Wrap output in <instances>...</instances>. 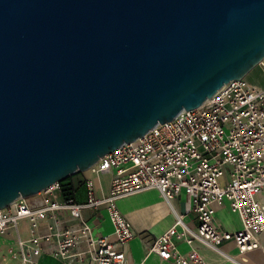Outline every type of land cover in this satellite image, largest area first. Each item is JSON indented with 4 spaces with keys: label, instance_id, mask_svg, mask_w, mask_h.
<instances>
[{
    "label": "water",
    "instance_id": "water-1",
    "mask_svg": "<svg viewBox=\"0 0 264 264\" xmlns=\"http://www.w3.org/2000/svg\"><path fill=\"white\" fill-rule=\"evenodd\" d=\"M263 60L264 0H0V209Z\"/></svg>",
    "mask_w": 264,
    "mask_h": 264
},
{
    "label": "built area",
    "instance_id": "built-area-1",
    "mask_svg": "<svg viewBox=\"0 0 264 264\" xmlns=\"http://www.w3.org/2000/svg\"><path fill=\"white\" fill-rule=\"evenodd\" d=\"M264 67V60L259 64ZM100 174L114 171L108 194L97 197L92 179L85 181L86 199H61L62 182H56L30 200L19 198L0 209V234L28 222V238H19L10 252L23 264H38L45 245L54 244L52 255L60 259L76 257L89 264H125L126 247L137 236L129 219L117 205L120 198L157 189L168 200L182 192L192 200L198 218L196 228L177 216L173 227L151 238L142 234L150 251L175 264H211L199 251L182 252L179 242L194 240L220 250L233 240L236 254L224 253L234 264H264V88L245 78L230 80L202 105L181 111L172 120L160 123L143 136L124 143L101 157L90 168ZM228 201L240 216L242 226L222 229L215 220L218 206ZM106 206L113 224L110 235L94 233L84 216L87 208ZM65 210L77 223L63 227L58 211ZM54 220L48 232H40L43 222ZM81 243L84 250H78Z\"/></svg>",
    "mask_w": 264,
    "mask_h": 264
},
{
    "label": "crops",
    "instance_id": "crops-1",
    "mask_svg": "<svg viewBox=\"0 0 264 264\" xmlns=\"http://www.w3.org/2000/svg\"><path fill=\"white\" fill-rule=\"evenodd\" d=\"M114 171H108L97 174L92 170L78 171L64 180L66 185L72 188L71 196L78 201L86 199L87 191L85 181L92 179L94 182V192L97 197L106 196L110 190ZM63 185V184H62ZM67 197L62 189L60 198ZM38 197H31L32 199ZM258 199L264 204V191ZM121 212L129 219L137 236L131 239L126 247L125 264H175L172 261L165 260L155 251H150L149 245L145 240L143 233L156 238L174 226L177 216H182L184 222L191 228H196L198 218L192 210V200L190 196L182 192L174 199L168 200L162 196L159 190L149 189L135 193L117 201ZM84 216L89 220L94 228V233L110 235L114 239L113 224L110 220L106 206L97 208H87L84 210ZM63 227L74 226L77 221L69 215L68 211L61 210L57 214ZM217 224L225 230L235 231L241 228L242 222L240 216L233 212L228 201L217 207L215 213ZM28 222L23 221L16 228H11L7 233L0 234V264H23L21 259L14 258L10 252L11 248L17 247L19 238H28ZM54 225V220L45 221L40 226V232H48L50 226ZM261 241L264 245V232L261 234ZM54 244L45 245V251L38 257V264H89L86 260H79L76 257L60 259L52 255ZM85 243H81L78 250H84ZM179 248L182 252H188L192 249L199 251L211 264H234L224 257V253L236 254L238 247L233 240L226 241L220 246V251L203 243L200 240H194L190 245L186 242H179Z\"/></svg>",
    "mask_w": 264,
    "mask_h": 264
},
{
    "label": "rangeland",
    "instance_id": "rangeland-1",
    "mask_svg": "<svg viewBox=\"0 0 264 264\" xmlns=\"http://www.w3.org/2000/svg\"><path fill=\"white\" fill-rule=\"evenodd\" d=\"M245 80L258 87L264 88V67L257 65L246 76Z\"/></svg>",
    "mask_w": 264,
    "mask_h": 264
},
{
    "label": "trees",
    "instance_id": "trees-1",
    "mask_svg": "<svg viewBox=\"0 0 264 264\" xmlns=\"http://www.w3.org/2000/svg\"><path fill=\"white\" fill-rule=\"evenodd\" d=\"M62 184H63V191L65 193H67V197H72L71 196V194H72V188L69 185H66L64 181L62 182Z\"/></svg>",
    "mask_w": 264,
    "mask_h": 264
}]
</instances>
